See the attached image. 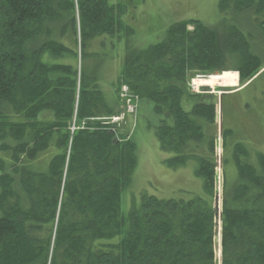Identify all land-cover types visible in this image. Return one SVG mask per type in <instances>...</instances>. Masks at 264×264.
<instances>
[{
	"label": "trees",
	"instance_id": "16d2710c",
	"mask_svg": "<svg viewBox=\"0 0 264 264\" xmlns=\"http://www.w3.org/2000/svg\"><path fill=\"white\" fill-rule=\"evenodd\" d=\"M218 6L213 27L180 21L146 50L127 46L111 102L88 51L97 38L132 33L125 6L0 0V264H264V154L255 166L242 145L232 148L217 217L216 139L204 132L215 98L189 91L198 75L227 72L229 87L264 76V0ZM122 85L160 118L154 133L173 155L167 167L195 161L201 196L141 194L123 215L137 148L94 121L120 113Z\"/></svg>",
	"mask_w": 264,
	"mask_h": 264
},
{
	"label": "rangeland",
	"instance_id": "374dc122",
	"mask_svg": "<svg viewBox=\"0 0 264 264\" xmlns=\"http://www.w3.org/2000/svg\"><path fill=\"white\" fill-rule=\"evenodd\" d=\"M108 1L110 4L126 7L122 21L132 31L130 35L121 32L116 34L119 36L97 38L88 51L90 54L87 59L88 67L94 69L97 79L100 81L98 82L99 86H101L107 100L111 102H115L113 85L122 71L127 46L138 51L146 50L149 46L162 41L166 30L177 22L197 20L206 26L213 27L222 18L218 6L220 0ZM259 20L264 19L259 17ZM253 36L255 39L256 35ZM257 48L254 49L255 52H258V49L261 50L262 47ZM216 75L222 78L225 87L215 82L209 86H196L194 81L200 80V75H198L190 80L189 91L191 94L200 97L215 98L210 100L215 102V123L208 128L209 130L206 128L207 130L205 129L204 132L207 133L208 139L213 134L216 139L214 146L215 193L220 197L218 206L220 214L223 168L228 172L229 177L234 174V165L229 159L232 148L235 145H242L248 154L246 160L255 166L257 155L264 154V76L253 79L239 89V81L237 87H229L230 78L227 72L210 76ZM235 80L234 77V84L237 83ZM122 86V88H127L126 85ZM227 93L229 95L219 100V97ZM118 94L120 113L106 118V120L95 119L94 121L100 120L118 137H130L137 148V166L129 186L121 196L123 215H127L133 206L139 205L141 194L163 200L179 198L186 200L193 196H201L203 184L194 174L196 166L194 160H188L186 165L176 169L169 168L165 164V161L171 159L173 155L159 149L154 129L159 124L160 118L152 113V104L146 103L147 105L145 104L144 107L138 101L135 114L130 111L129 107L132 105L128 103L125 94L123 92ZM205 101L208 102L209 100L205 99ZM118 118H120L119 121L114 120ZM74 122L75 119H73L69 129L71 134L76 130ZM222 128L224 131H228L225 133V139L221 137ZM223 143L226 145L227 150L225 151L227 153L224 152ZM225 158L226 163L224 162Z\"/></svg>",
	"mask_w": 264,
	"mask_h": 264
},
{
	"label": "bare ground",
	"instance_id": "6f19581e",
	"mask_svg": "<svg viewBox=\"0 0 264 264\" xmlns=\"http://www.w3.org/2000/svg\"><path fill=\"white\" fill-rule=\"evenodd\" d=\"M194 82H195V85L196 86H199V87L200 86L201 87H203V86H209V85H212V83H214V82L217 83V84H219L220 86H223V87L226 86L225 83L222 82V78H220V76L218 77L217 75L216 76H211L208 79L195 80Z\"/></svg>",
	"mask_w": 264,
	"mask_h": 264
},
{
	"label": "built area",
	"instance_id": "2783aa9c",
	"mask_svg": "<svg viewBox=\"0 0 264 264\" xmlns=\"http://www.w3.org/2000/svg\"><path fill=\"white\" fill-rule=\"evenodd\" d=\"M122 92L125 94L124 96H126V98L128 99L127 89L126 88H123ZM123 98H125V97H123ZM127 101L130 104V100L128 99ZM129 108H130V111L132 112L133 111V107L130 106ZM114 120H117V119H114Z\"/></svg>",
	"mask_w": 264,
	"mask_h": 264
}]
</instances>
